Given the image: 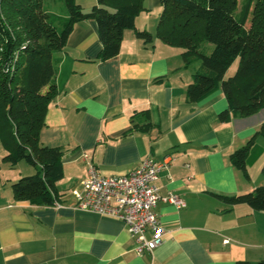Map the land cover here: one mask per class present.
Segmentation results:
<instances>
[{
	"label": "crops",
	"instance_id": "obj_1",
	"mask_svg": "<svg viewBox=\"0 0 264 264\" xmlns=\"http://www.w3.org/2000/svg\"><path fill=\"white\" fill-rule=\"evenodd\" d=\"M78 4L86 8L95 2ZM142 5L134 27L147 32L149 41L124 30L117 55L98 61L96 25L87 19L76 22L65 46L53 53L55 92L38 141L61 151L62 176L54 185L59 204L37 206L13 197L11 184L36 168L23 160L3 161L0 142V264L264 260V212L217 198L264 185V138L256 135L264 109L219 122L217 115L227 106L219 88L188 103L185 89L198 63L183 66L180 49L155 37L159 0H143ZM253 136L244 178L229 155ZM146 158L165 162L155 182L159 195L175 196L184 207L156 203L163 241L137 255L122 223L76 209L71 190L86 177L88 164L100 176H120Z\"/></svg>",
	"mask_w": 264,
	"mask_h": 264
},
{
	"label": "trees",
	"instance_id": "obj_2",
	"mask_svg": "<svg viewBox=\"0 0 264 264\" xmlns=\"http://www.w3.org/2000/svg\"><path fill=\"white\" fill-rule=\"evenodd\" d=\"M161 10L155 37L180 49L183 66L197 60L198 68L186 86L185 99L195 103L219 88L226 101L219 122L245 118L264 109V0H246L241 12L237 0H159ZM67 17L54 26L41 9V0H0V142L3 161L19 160L36 168L31 176L11 184L13 197L37 206H55L54 190L61 178V151L39 143L43 115L54 95L53 53L61 50L73 25L81 20L95 22L100 44L96 60L117 55L124 30H134L145 42L150 35L136 30L135 17L143 10L142 0H95L82 12L74 0H63ZM203 42L212 45L208 54ZM237 59L234 73L223 78ZM159 81V80H157ZM147 113V112H144ZM256 135L264 138V123ZM254 136L229 155L230 164L248 178L245 160ZM264 168V165H263ZM226 205L245 204L264 212V185L252 191L217 196ZM264 264V260L254 263Z\"/></svg>",
	"mask_w": 264,
	"mask_h": 264
},
{
	"label": "built area",
	"instance_id": "obj_3",
	"mask_svg": "<svg viewBox=\"0 0 264 264\" xmlns=\"http://www.w3.org/2000/svg\"><path fill=\"white\" fill-rule=\"evenodd\" d=\"M163 168L165 162L146 158L124 175L100 176L88 164L86 177L71 190L74 207L119 221L134 243L135 254L150 252L162 243L164 235L154 212L156 203L184 207L175 196L159 195L155 182Z\"/></svg>",
	"mask_w": 264,
	"mask_h": 264
},
{
	"label": "rangeland",
	"instance_id": "obj_4",
	"mask_svg": "<svg viewBox=\"0 0 264 264\" xmlns=\"http://www.w3.org/2000/svg\"><path fill=\"white\" fill-rule=\"evenodd\" d=\"M82 2H86V0H81ZM143 1V0H142ZM74 2L78 4V0ZM95 2V0H94ZM246 0H237V13L241 12L242 9L244 8V4H245ZM87 3H83V6L86 5ZM80 6V5H79ZM93 5L89 4L88 7L83 8L80 6L81 11L82 12H88L91 7ZM41 9L42 11L47 14V19L54 25V26H58L64 18L67 17V11L65 9V6L63 4V0H41ZM160 11L158 13V17H159ZM157 17V20H158ZM157 22V21H156ZM212 49V45L207 43V42H203L201 45V50L203 53L208 54ZM197 62V60H194ZM237 65V59H235L231 65L227 68V70L225 71V76L224 78H227L229 76H231L236 68Z\"/></svg>",
	"mask_w": 264,
	"mask_h": 264
}]
</instances>
